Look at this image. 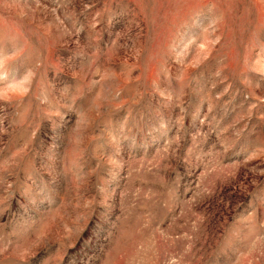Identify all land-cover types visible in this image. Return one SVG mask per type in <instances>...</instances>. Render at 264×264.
Masks as SVG:
<instances>
[{"label": "rangeland", "instance_id": "1", "mask_svg": "<svg viewBox=\"0 0 264 264\" xmlns=\"http://www.w3.org/2000/svg\"><path fill=\"white\" fill-rule=\"evenodd\" d=\"M0 264H264V0H0Z\"/></svg>", "mask_w": 264, "mask_h": 264}]
</instances>
